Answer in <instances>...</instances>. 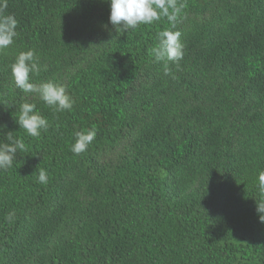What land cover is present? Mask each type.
<instances>
[{"label":"trees","instance_id":"1","mask_svg":"<svg viewBox=\"0 0 264 264\" xmlns=\"http://www.w3.org/2000/svg\"><path fill=\"white\" fill-rule=\"evenodd\" d=\"M177 2L174 28L117 35L109 0H0L18 21L0 50V143L25 144L0 170V264H264V0ZM165 29L182 34L178 63L149 54ZM29 49L31 82L63 84L70 111L15 86ZM23 103L48 120L39 137L16 123Z\"/></svg>","mask_w":264,"mask_h":264},{"label":"clouds","instance_id":"2","mask_svg":"<svg viewBox=\"0 0 264 264\" xmlns=\"http://www.w3.org/2000/svg\"><path fill=\"white\" fill-rule=\"evenodd\" d=\"M110 16L109 23L115 28L116 33H125L135 30L139 25H150L156 21L166 18L175 27L181 16L185 5L177 0H109ZM7 4L0 5V50H6L14 44L17 37L18 21L14 15L4 14ZM180 31L170 29L158 33L157 42L149 49V54L157 62L171 61L178 63L184 55L181 43ZM40 59L34 49L21 51L11 65V72L15 86L24 93L37 94L46 105L57 112L71 110L75 101L67 92L63 84L47 81L40 84L31 82V75L40 71ZM166 67L165 74H168ZM20 129H23L30 137H39L42 131H47L48 120L40 114L34 103H23L20 105L16 119ZM96 137L95 128L77 131L75 142L71 151L79 155L85 152ZM9 143H0V170H6L13 165L17 151H24L25 144L22 139H13L12 132H8ZM38 182L46 184L48 173L44 169L38 170ZM258 189L261 199L256 201V211L259 221L264 223V171L258 174ZM14 213L6 216L7 220L14 217Z\"/></svg>","mask_w":264,"mask_h":264}]
</instances>
